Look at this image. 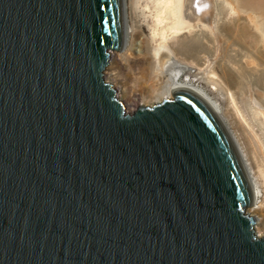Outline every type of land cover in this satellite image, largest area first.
<instances>
[{"label":"water","instance_id":"95a60500","mask_svg":"<svg viewBox=\"0 0 264 264\" xmlns=\"http://www.w3.org/2000/svg\"><path fill=\"white\" fill-rule=\"evenodd\" d=\"M122 0H0V264H264L250 181L195 90L128 112Z\"/></svg>","mask_w":264,"mask_h":264},{"label":"bare ground","instance_id":"6f19581e","mask_svg":"<svg viewBox=\"0 0 264 264\" xmlns=\"http://www.w3.org/2000/svg\"><path fill=\"white\" fill-rule=\"evenodd\" d=\"M139 4H142L144 6L143 8H145L144 10L147 11L146 17L149 21L148 38L150 40V42H148L145 39H140L141 41H139L140 43L138 45L139 50H137V54L134 53L135 58L140 61L138 72L141 89L151 93L157 91L156 94L158 96L155 98L154 103L160 102L165 97H171L172 87H187L193 89L204 98V100L210 105L214 114L224 125L235 145L253 192V204L246 212L254 215L253 212H256L254 210L261 211L264 208L261 198L264 189V82L262 80V75L260 74V76L256 73L260 69L258 70V68L255 67L258 70L255 72L256 69L254 67L255 70L252 69V67L251 70L247 68L250 70L249 73L254 70L256 76H253L254 74L252 72V77L246 78L243 76V78L246 79L239 81L240 84L238 87V90L240 89L242 104L244 105V103H247V106L243 107L244 112L247 114L248 123L252 129L254 128L256 130H252L253 136L252 140H250L251 151L249 153V151L237 141L235 138L236 136H234L235 134L229 129L227 125L228 123L225 122L219 106L206 95L199 84L195 83L196 80L191 78L187 72L184 71V67L175 58L176 52L170 41L172 38H177L181 45L182 43H185V41H182V36L184 37L185 34H191L190 41H192V45H190V47L192 46L193 50L200 49L205 53L206 65L200 73L201 78L205 79V76L208 77V74L213 73L211 72V67H213L212 64L216 62L221 66V69L223 68L222 70L227 72V75L229 76L228 79L230 80V72L234 69L232 68L234 65L232 67L230 66L231 55L228 51L231 45L227 49V44L229 45L228 40V43L226 42L228 34L222 28L220 22L222 20L221 9L223 7H230L229 10L231 9L230 0H122L123 47L119 52L114 54V60L112 62L109 61L110 63L106 66L104 73L109 79L111 85H117L115 90L117 98L127 102L132 100L134 94L131 91L132 88L130 89L131 86L129 87L121 75V69L125 62V55H127V53H121V51L125 50L128 43L129 47L127 49L130 50V55H133L131 49L135 46L136 39H138L139 36L141 38V31H143V28L137 24L139 18V13H137ZM196 20H201V22L198 21L193 24L189 23L190 21ZM165 27L167 28L166 30H164ZM159 29L161 32H158ZM167 31H169V35H166L168 34ZM182 46L187 45L182 44ZM259 49L257 54L255 51L256 60L258 61L257 64L264 66V54H261ZM232 55L234 56V54ZM235 60H233V62ZM239 62L240 61L238 60V62L235 63ZM230 67L231 70L229 72L228 68ZM240 67H242L241 71H243L244 66L239 65V68ZM241 71L239 72L241 73ZM149 73L154 76V80H147ZM240 75L241 76L239 77H242V74ZM236 77L238 76L236 75ZM224 79L226 80L227 78ZM207 80L210 81L211 79ZM232 80L234 81V77H232ZM155 81L163 82L159 88H156ZM235 82L230 83L232 84ZM212 84L216 85L214 81ZM233 87H235V85ZM259 221L260 220L256 218L253 227L254 233L257 237H264V231L262 232L260 230Z\"/></svg>","mask_w":264,"mask_h":264},{"label":"rangeland","instance_id":"374dc122","mask_svg":"<svg viewBox=\"0 0 264 264\" xmlns=\"http://www.w3.org/2000/svg\"><path fill=\"white\" fill-rule=\"evenodd\" d=\"M230 4H231L230 6L232 10L231 9L229 10L230 7H223L221 9L222 20L220 21L222 28L228 34L226 42L228 40L229 45L227 44L228 43L227 42L226 43L228 46L227 49L231 45V47L228 49L231 55L230 56L231 65L230 64L229 65L231 67L233 65L235 66V67L234 66L232 67L234 69H232L231 72H230L231 67L228 68L229 72L231 73L230 80L228 79L229 76L227 75V72L225 70H222L223 68L221 69V66L216 62L212 64L213 67H211L212 68L211 72L213 73L208 74L209 78L207 76H205V79L201 78L200 73L206 65L205 53L202 52L200 49L193 50L192 46L190 47V45H192V41H190L191 34H185L184 37L182 36L183 38L182 41H185V43H182V44L187 45V46H182V44L180 45L177 38H172L170 41H171V45L173 49H175V52H176L175 58L184 67V71L187 72V74L191 78H194L196 80L195 83L199 84V86L203 89L206 95L219 106L225 122L228 123L227 125L229 129L232 131L233 134H235L234 136H236L235 138L237 139V141L241 143V145H243L247 149V151H249L250 153L251 151L250 140H252V136H253L252 130L253 131H256V130L254 128L252 129L248 123L247 114L246 112H244V107L247 106V103L246 104L244 103V105L242 104L241 96H240L241 94L239 91L240 89L238 90V87L240 84L239 81H243L247 77H252V75L259 69H260L259 71L261 72L259 71H258L259 73L256 72L257 75L261 74L262 77L264 78V66L257 64L258 61L256 60L257 59L256 54L258 53L259 48H260L259 51L261 52V54H264V50H263L264 49L263 48L264 47V37H262L264 36V0H230ZM143 7L144 6L142 4L138 5L137 13H139V18H138L137 24H139V26L143 28V31H141V38L139 36V38L136 39L135 44H134L135 46L132 47L131 49V51H133V55H130V50L127 49L129 47L128 43H127V46L125 47V50L121 51V53H124V52L127 53V55H125V60H124L125 62L121 69L122 70L121 75H122L123 80L129 85V87L131 86L130 89L132 88L131 91L134 94L132 100L128 102L122 100L125 103L126 110L128 112H131L132 110H134L139 104L147 105V106L152 105L154 103L155 98L158 96L156 94L157 91H154V93H151L149 91H145L141 89V84L139 82V72H138L139 71L138 65L140 64V61L134 56V53L137 54L138 52L137 50H139L138 48V45L140 43L139 41L145 39L148 42H150L148 38L149 37V31H148L149 21L146 17L147 11H145L144 10L145 8ZM198 21L201 22V20H196V21H190L189 23L193 24L194 22H198ZM166 29L167 28L165 27L164 30ZM158 32H161V30L159 29ZM168 32L169 31H167V33ZM166 35H169V33ZM255 51H256V54H255ZM117 52H113L110 62L114 60V54ZM231 53L234 54V56ZM233 60L235 61L233 62ZM238 60L240 62L235 63V62H238ZM136 64H137V67H136ZM239 65L244 66L243 71H241L242 67L239 68ZM251 67L252 69L256 67L258 68V70L255 68L256 69V70L254 69L255 72L254 70L253 72L251 71L253 74L251 72L249 73V71L251 70ZM247 68H249L250 70ZM239 71H241V73ZM244 71L248 74H246ZM243 72L246 75H250V76H246ZM240 74H242V77H239L241 76ZM236 75L239 78L236 77ZM243 76H245L246 78H243ZM253 76H256V74H254ZM232 77H234V81L232 80ZM224 78H227V79L225 80ZM263 78L262 80L264 82ZM154 79H155L154 76L149 73L147 80H154ZM207 79H211V80L209 81ZM104 80L110 83L109 79L105 76V73H104ZM213 81L214 83H216V85L212 84ZM162 82L163 81H155L156 88H159ZM230 82H235V83L231 84ZM234 85L235 87H233ZM112 86L116 90L117 85L112 84ZM261 198H262V204L264 206V189H263V195ZM248 208L245 209V212L247 211ZM254 211H256L257 213L253 212L254 215L252 216H254L255 219L258 218V220L261 221V222L259 221V227H260V230L263 232L264 231V208L261 211L260 210H254Z\"/></svg>","mask_w":264,"mask_h":264}]
</instances>
